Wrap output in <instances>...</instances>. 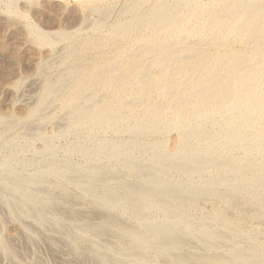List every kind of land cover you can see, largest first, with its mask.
Instances as JSON below:
<instances>
[{
    "label": "bare ground",
    "instance_id": "bare-ground-1",
    "mask_svg": "<svg viewBox=\"0 0 264 264\" xmlns=\"http://www.w3.org/2000/svg\"><path fill=\"white\" fill-rule=\"evenodd\" d=\"M73 1L0 0V264H264V0Z\"/></svg>",
    "mask_w": 264,
    "mask_h": 264
},
{
    "label": "rangeland",
    "instance_id": "rangeland-1",
    "mask_svg": "<svg viewBox=\"0 0 264 264\" xmlns=\"http://www.w3.org/2000/svg\"><path fill=\"white\" fill-rule=\"evenodd\" d=\"M66 2H67V4H68V6H69V8L70 7H72L73 5H74V1L73 0H66ZM21 5V6H20ZM18 7H19V9H20V11H27L28 13V20L30 21V22H33L34 24H36V25H38V27L40 28V29H42V30H48V31H50V30H53V29H56L57 27H59V26H63V27H74V26H77L78 25V20H76L75 18H72L71 16H68V15H66V16H64V17H60L58 14H57V12H45L44 14L43 13H40L37 17L36 16H34V15H32V12H30V7L27 5V4H25V3H19V5H18ZM24 9H23V8ZM3 7H2V5H0V16L2 15V13H3ZM42 16V17H41ZM52 17V18H51ZM53 17H57L58 18V20H54L55 18H53ZM59 17H60V19H59ZM69 18V19H68ZM71 18V19H70ZM51 19H52V21H51ZM62 20V21H61ZM49 21V22H48ZM67 21V22H66ZM74 21V22H73ZM70 23V24H69ZM52 24V25H51ZM67 24H69V25H67ZM72 25H74V26H72ZM22 27V24L19 22V23H17V25H15V24H12V25H9V27H5V28H1V26H0V48L1 47H5V46H7L9 49H10V51H5V52H1L0 51V55L2 54V55H4V56H7V55H9V54H11V49L12 48H18V47H21L22 46V44H23V39H22V36H21V33H20V31H21V28ZM56 27V28H55ZM20 30H19V29ZM2 29V30H1ZM46 30V31H47ZM3 34V35H2ZM7 53V54H6ZM25 54V56L22 54V56L23 57H28L27 55H26V53H24ZM3 61H1V59H0V71L1 70H3L7 65V62L6 63H2ZM23 63H25V62H22V64ZM20 65L19 67H17V69L16 68H14V71L16 72L17 70V73H16V75L18 74V75H23V76H26V74L29 72V68H28V66H26L27 64L25 63L24 64V66L23 65ZM2 65H4L3 67H1ZM12 67H10V69H11ZM20 68V69H19ZM23 68V69H22ZM26 70H28V72L26 71ZM27 72V73H26ZM11 77V76H10ZM8 77V80L6 79V81H4V82H6V83H9V82H11L12 80H13V77ZM11 80V81H10ZM8 81V82H7ZM28 84H25L22 88H21V92H24V93H21L19 96H18V100L19 101H21V99H22V96L24 95H27V96H31L32 94H34L33 93V89H32V87H28L27 86ZM27 87V90H26V87ZM29 91V92H28ZM27 92V93H26ZM0 95H2V97H0V102H2V104L1 105H3V104H5V105H3L2 106V108H6L5 109V111H7V105L9 104V100H10V96H9V94H6V93H0ZM4 96V97H3ZM9 96V97H8ZM7 100V101H6ZM9 101V102H8ZM8 103V104H7ZM5 106V107H4ZM2 111L4 110V109H1ZM203 202L204 203H206L205 202V200H203ZM204 203H202V201L200 202V206H202V208L204 209V210H208L210 207H211V204H204ZM206 205H207V207H206ZM230 212H232L231 210H228L227 211V209H225V214H226V216H228L229 218H231V217H233V216H231L230 215ZM0 213L2 214V212L0 211ZM233 213V212H232ZM0 214V215H1ZM229 214V215H228ZM232 215H234V213L232 214ZM38 249V255L40 256V258H42V260L46 263V262H48V263H46V264H55V261L53 260V258H52V256L50 255V253H49V250H47L46 248H44L43 246H40L39 248H37ZM48 254V255H47ZM45 258V259H44ZM52 262V263H51Z\"/></svg>",
    "mask_w": 264,
    "mask_h": 264
}]
</instances>
